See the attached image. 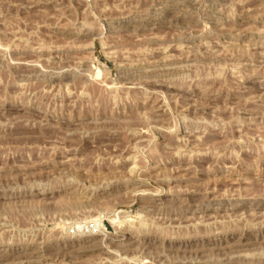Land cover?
<instances>
[{
  "label": "rangeland",
  "instance_id": "rangeland-1",
  "mask_svg": "<svg viewBox=\"0 0 264 264\" xmlns=\"http://www.w3.org/2000/svg\"><path fill=\"white\" fill-rule=\"evenodd\" d=\"M140 263L264 264V0H0V264Z\"/></svg>",
  "mask_w": 264,
  "mask_h": 264
},
{
  "label": "bare ground",
  "instance_id": "bare-ground-1",
  "mask_svg": "<svg viewBox=\"0 0 264 264\" xmlns=\"http://www.w3.org/2000/svg\"><path fill=\"white\" fill-rule=\"evenodd\" d=\"M98 214V213H97ZM114 221V220H113ZM99 222V221H98ZM115 222L117 223V221L115 220ZM114 222V223H115ZM119 222H121V221H119ZM118 224V223H117ZM118 226V225H117ZM137 228V227H136ZM119 229V228H118ZM96 233L97 232H92V236H84V239L83 240H81V242H83V243H85V242H89V241H93V240H95V237L98 235H96ZM99 233V232H98ZM127 237V239H131L132 238V236H130V235H126ZM256 237V236H255ZM96 241V240H95ZM99 241V240H98ZM255 241V240H254ZM97 243V242H96ZM99 244H100V242H98ZM122 243V242H121ZM71 244V243H70ZM78 244V243H77ZM82 244V243H81ZM80 244V245H81ZM93 244H95V242H93ZM99 244H97V245H99ZM127 243H125V244H122V245H126ZM101 245V244H100ZM93 246V245H92ZM91 245L90 246H87V247H85V246H81L80 247V249H89V248H91L92 247ZM121 246V245H120ZM97 247V246H96ZM92 248H95V247H92ZM195 258V257H194ZM143 262V261H142ZM140 264H142V263H140Z\"/></svg>",
  "mask_w": 264,
  "mask_h": 264
}]
</instances>
